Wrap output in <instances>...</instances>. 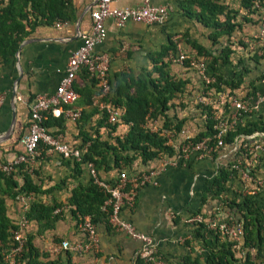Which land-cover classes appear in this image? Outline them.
Instances as JSON below:
<instances>
[{"label":"crops","instance_id":"obj_1","mask_svg":"<svg viewBox=\"0 0 264 264\" xmlns=\"http://www.w3.org/2000/svg\"><path fill=\"white\" fill-rule=\"evenodd\" d=\"M95 1L68 0L66 8L64 7V20L48 22L42 19L26 23L27 34L20 42L15 57L0 65V94L3 95L0 105V161L11 160L23 151L19 139L28 128L30 104L37 94L55 91L65 74L70 52L78 48L82 44V36L91 31V10ZM185 1L150 0L153 5H165L171 9L169 18L163 24L129 20L123 26H118L113 20L106 19V33L101 42L95 45L94 52L108 56V78L111 85L109 95L117 96L122 101L128 92L126 84L131 79L157 78L158 74L153 71L155 59L159 63L164 61L169 76L175 81L184 82L183 91L170 100L167 115L174 121L184 120L183 126L195 137L204 130V121L196 106V97L203 88L202 82L187 63L169 59L172 50L161 60L156 53L172 43L176 48L173 53L182 50L188 55L203 57L209 63L213 55L220 53L221 44L232 43L229 62L217 60L214 64L217 73L231 79L241 70L238 68L241 66L239 62H244L247 71L243 73L244 80L238 88L231 90L222 87V90L210 91L209 105L220 114L230 97L249 99L250 103H254L259 96L264 99V46L256 45L255 50H249L247 46L246 40L256 38L259 23L244 8L243 0H218L225 7L218 19L221 22L226 20L227 13L232 16L231 21L239 25V29L230 37H216L215 28L186 15L182 10ZM142 2L143 0H118L117 4L132 7ZM193 8L200 10L198 5ZM241 41L243 46L240 45ZM209 53L212 55H208ZM85 83L91 85L80 71L74 85L81 88ZM250 83L255 86L254 91ZM92 90L97 96L93 97L91 105L86 104L84 97L80 95L71 105L72 108L84 111L82 117L77 120L65 117L50 119L51 132L61 134L66 141L82 147L81 149H85L88 144L83 145L84 133L92 134L97 130L103 140L114 143V136L125 135L130 126L123 123L120 117L114 122L117 124L116 129L110 131L109 126L114 123L109 122L108 116L103 120V108L98 102L99 88L95 84ZM132 91L133 88L130 89ZM256 121L264 124V101L259 103L258 108L242 115L236 125ZM163 124L162 118L148 119L145 127L156 131ZM252 134L254 138L249 146L260 144L256 149L257 153L255 152L258 156L249 171L254 179H245L240 174L231 177L227 184L228 195L238 197L245 192H259V196H262L258 199L259 205L264 211V187L255 182V179H259L264 185V135L256 132ZM240 139L232 145H225L211 157L198 159L191 154L188 160H184L173 155L157 157L147 163L137 159L132 163V170L128 169L127 173L130 175L148 168L156 169L154 183L140 187L133 205H124L120 217L153 238L163 264H192L191 261L196 257L204 260L203 239L195 237V225L189 219L197 213H205L206 208L210 210L215 207L216 201L207 198L212 178L220 167L239 158L235 156ZM38 149L37 158L23 163L16 170L15 178L21 186L24 184V175L27 174L41 190L40 193H29L32 195L30 203L39 200L45 205H60L59 211L53 213L55 217L40 221L29 219L25 234L38 251L37 263L24 260L22 264H136L140 242L115 230L104 221L95 224L99 239L97 250L79 253L60 247L63 240H85V234L78 228V220L72 213L73 207L67 201L74 187L80 183L88 184L91 174L86 164L79 166L80 170L77 171L73 159L50 152L42 144ZM108 163L113 164L111 154L108 155ZM97 174L103 180L113 181L118 177L119 171L116 167L99 168ZM202 198L207 199L205 203ZM5 206L11 223L17 225L24 214L23 204L16 197H6ZM214 236L205 230L203 238L213 244L216 241Z\"/></svg>","mask_w":264,"mask_h":264},{"label":"trees","instance_id":"obj_2","mask_svg":"<svg viewBox=\"0 0 264 264\" xmlns=\"http://www.w3.org/2000/svg\"><path fill=\"white\" fill-rule=\"evenodd\" d=\"M252 1L243 0V6L256 17V22L260 24L261 10L254 8ZM185 2H183L185 5L182 7L184 13L197 18L206 26L215 28L216 37L222 35L230 37L239 29V25L232 22V16H229L227 13L226 20L221 22L218 19L219 14L223 13L225 9L224 5L218 3V0H186ZM67 3L68 0H1L0 65L7 63L15 57L20 42L27 34L26 23L30 24L42 19L48 22L55 19L64 20L66 18L65 6ZM194 5H198L200 10H194ZM261 6L264 9V0H261ZM231 45L232 43L221 44L220 53L213 55L212 61L207 63L210 74L215 76V82L208 85L209 89L219 90L221 88L222 90V87H227L232 90L238 88L243 82V73L247 71L244 62H239L241 66L238 68H241V70L238 71L237 75L235 73L231 79H226L217 73L214 65L217 60H221L223 63L229 62V56L232 52ZM240 45H244L242 41ZM175 49V46L171 43L156 53V55L161 60L167 56L169 50L175 52ZM203 55H206V53ZM208 55L212 54L209 53ZM157 61L156 58L153 67V71L158 74L157 78L131 79L130 83L126 84L128 92L125 94L124 101L120 100L117 96L110 95L103 99L104 101H110L114 106L124 109V113L120 119L123 123L130 125L129 129L123 136H114V143L103 140L97 130L92 134L84 133L83 145L88 144L83 151L80 161L74 160L77 171L80 170L79 166L91 162L96 170L99 168L108 169L116 167L119 172L122 170L129 172L132 163L137 159L142 163H147L157 157H172L174 155L175 151L168 143L169 135L167 132L170 131L173 137H177V133L184 125V120H172L167 115V110L170 106V100L183 91L184 82L173 80L165 70L167 64L164 61L160 63ZM82 72L89 79L92 87L95 86L96 80L91 78L85 69ZM252 84L250 83L252 91H254L255 86ZM91 85L88 86L85 83L81 88L74 85L77 94L83 96L84 101L88 105H91L93 97L97 96L93 93L94 90H92ZM131 88H133L132 92H130ZM228 103L229 101L227 100L223 115H229L232 112ZM196 106L203 118L204 130L194 138L199 139L203 136H212L214 134L213 125L217 110L210 105L196 104ZM102 112L103 120H106L108 114L105 109ZM82 114H84V111H81V117ZM53 117L52 115L47 116L45 120L47 128H49L50 119ZM157 118L164 119V124L157 131H150L149 128L145 127L148 119ZM116 127V123L110 124V131H114ZM253 132H264V124L256 121L245 125H236L223 137L224 146L232 145L235 138L241 136L243 142L249 144L252 139H246L245 136ZM217 153L218 151L213 155ZM109 154L113 156L112 165L108 163ZM240 154L247 155L248 152L243 147H240L235 157ZM23 163L26 162L18 164L16 169L9 173L0 169V264H9L5 260L4 255L12 245L11 230L16 228V225L11 223L6 214L5 198H15L19 194L27 195L31 192L40 193L41 191L39 187L32 183L27 174L24 175V184L18 185V181L15 178L17 174L16 170ZM232 164L229 163L218 169L217 174L212 178V186L207 198L221 202L232 217L242 221L244 227L242 247H237L235 241L220 237L219 232L212 230L209 231L215 235L216 241L213 244L206 242L203 238L205 233L204 224L197 223L193 232L196 238L203 239L205 256L204 260L198 257L194 258L191 261L192 264H264V229L262 225L264 214L258 201L262 196H259V192L245 193L238 197L228 195L229 187L227 184L231 177H236L238 174V171L232 167ZM107 198L108 194L94 184L91 177L88 184L80 183L73 188L67 202L73 207L72 213L78 221L81 216L89 215L95 225L101 221L108 222L110 207L105 204ZM206 200V198H202L203 203ZM59 205V203L45 205L39 200L32 201L26 212V217L39 221L48 220L51 216L55 217L53 213ZM241 251L244 253L242 254ZM37 256L38 251L32 245L30 237L27 236L20 259L28 263H37ZM135 262L136 264H152L151 262H145L140 256L136 258Z\"/></svg>","mask_w":264,"mask_h":264},{"label":"built area","instance_id":"obj_3","mask_svg":"<svg viewBox=\"0 0 264 264\" xmlns=\"http://www.w3.org/2000/svg\"><path fill=\"white\" fill-rule=\"evenodd\" d=\"M117 1L118 0L95 1L93 9L91 10L92 28L90 33L83 35L82 44L70 52L65 74L56 86L55 91L53 93L37 94L34 97L29 108L27 131L19 139L23 151L11 160L0 161V169L2 171L9 173L15 170L18 164L33 161L39 154L38 147L41 144L50 152H56L64 157L80 161L84 149L70 144L61 134L51 132L49 128L46 127L45 120L48 115L65 117L71 120H77L81 117V110L72 108L71 105L78 97L73 85L74 80L76 75L83 69L88 72L91 78L96 80V85L99 88L98 102L107 112L109 122H117L124 113L122 107L114 106L110 101L103 100L105 97L107 98L109 96L111 91L108 78L109 59L106 54L95 53L94 47L101 42L106 33L105 21L106 19H111L118 26H123L124 23L129 20L149 24H163L169 18L171 9L165 5H153L150 3V0H143L142 3L132 7L119 6ZM252 2L254 8L261 10V15L259 31L256 38L246 40L249 50H255L256 45H260L261 47L264 46V9L261 6V0H253ZM169 59L179 63H187L188 67L197 73L203 88L197 95L196 100L200 105H209V94L212 89H209L208 85L215 82V76L210 74L205 58L188 55L184 51L179 50L177 53L170 51ZM248 100L230 97L229 104L232 112L229 115H223V112L220 114L216 113L215 123L213 125L214 134L212 136H203L199 139H195L184 126L177 133V137H173V134L168 131V143L175 151L173 157L188 160L189 156L194 154L196 158L201 159L211 157L215 152L219 151L224 147L223 137L229 130L236 126L237 120L242 115L258 108L259 103L264 101L262 96L255 99L254 103H250ZM2 101L3 95L0 94V105ZM155 128H152V130H156ZM256 133L264 135V132ZM252 135L253 134L246 135L245 138L249 140L253 139L254 137ZM239 138H241L239 148L243 147L250 156H248V154L238 155L239 158L233 162L232 167L245 179H254L249 171L251 164L258 156H256V149L260 144L256 143L255 145L249 146V144L243 142L242 136L236 137L234 143L239 140ZM86 166L89 169L93 183L108 194L105 204L110 207L108 216L109 225L115 230L122 231L132 239L140 242L138 256L143 258L145 262L163 264V259L157 251L153 238L139 231L131 222L120 217V212L124 205H133L138 189L148 183H154L156 169L148 168L147 170L132 175L122 170L119 172L116 179L108 181L98 176L97 170L91 162L86 163ZM255 182L259 186L264 187L261 180L255 179ZM31 197V194H19L16 196L24 206V214L20 217L16 228L11 230L12 245L8 253L4 255L5 260L9 264L23 263L20 257L26 242L25 230L29 221L26 217V212L29 209ZM58 211L59 209L56 208L54 212ZM189 221L192 222L193 225L203 223L205 230L219 232L220 237L235 241L237 247H242L244 233L243 223L237 218L235 219L232 217L221 202L216 201L215 207L210 210L206 208L205 213H197L193 215ZM262 225L264 229V217ZM78 228L85 234V240L77 242L63 240L60 243V247L68 251L79 253L97 250L99 247V239L95 225L89 215L80 217ZM241 253L243 254L244 252L241 251Z\"/></svg>","mask_w":264,"mask_h":264}]
</instances>
